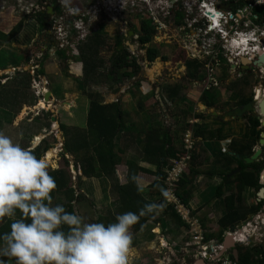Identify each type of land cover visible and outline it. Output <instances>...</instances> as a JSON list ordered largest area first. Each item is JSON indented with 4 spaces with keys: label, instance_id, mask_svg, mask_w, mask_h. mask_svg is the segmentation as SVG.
I'll return each mask as SVG.
<instances>
[{
    "label": "rangeland",
    "instance_id": "374dc122",
    "mask_svg": "<svg viewBox=\"0 0 264 264\" xmlns=\"http://www.w3.org/2000/svg\"><path fill=\"white\" fill-rule=\"evenodd\" d=\"M45 1L47 3L50 2V0H45ZM59 1L61 2L62 6L65 8V11H66L65 19H66V22L68 24L74 23L78 13H86L89 15L87 18V20H88L87 25L89 23L91 24V27L89 28V31L91 32V34H93L95 32H99L102 36H104L106 38L105 39L106 45L104 46V48L100 54H101V57L105 61H107L108 63H109L110 57H112V55H113V49L112 48L116 42V39L119 36H121L122 33L126 34L127 33L126 30L128 31V30H131L132 28H135V27L138 28V25H139V22L141 19H144V18L149 19L150 17L154 16L153 12H151L152 14L148 13V10H149L148 7H151V6L147 7V5L143 4L142 2H137V5L135 8L130 9L128 11H125L121 17L114 18V17L106 16L101 12V10L103 9L102 8V5H103L102 0H74L75 2H72V3L69 0H59ZM15 2H16V5H15ZM17 2H18V0H0V23L3 24V20H5V19H6L5 22L7 20L14 21V22L10 23L11 29L13 30V28L18 24V22L21 20V18L24 17L23 12L21 11V8L22 7L26 8L27 6H28L27 10H29L28 15L30 17V20L25 22V26H24V29L22 31L23 33L21 32V34H20L21 38L19 40H16L15 42L13 41V40H15V38H14L16 36L15 35L13 37L14 39H9L7 42L5 41L6 43L5 42L4 43L7 45V47L10 48L13 42L19 43V44H24V45H26V44L30 45V43L34 39L35 43H33V45H31V48L26 49L25 55H26V57L36 56V61L40 62L42 60L41 56H40V51H41L44 43L41 41V34H40L39 30L33 29L32 24H31V21L36 18V14H33L32 10L35 9V11H37V12L41 11V9H36V6L38 5L39 0H23L21 2L22 5L20 6V10H17L18 9ZM32 4H34L33 8L31 7ZM160 6H162V4H160ZM41 7H42V5H41ZM153 7L154 6H152L151 8H153ZM157 11L158 12L155 13L156 20L157 21L160 20V21H164V22H163V26L160 27L156 31L157 35L154 38L153 42L151 43V46L159 49L162 56L166 57L167 60L165 61V60H162L161 58H158L152 63L149 62L146 59V49L141 48L140 44L137 42V36L136 37L129 36V38H128L129 40L127 42H130V44L134 45L135 51L132 50V52H134L135 55L137 56V58H139V60H140L139 62L141 64V70L139 71L138 75L133 79V81H136V80L141 81L140 90L143 94H150L151 91L153 89L156 90L157 87L158 88H160V87H162V88L163 87L164 88L171 87L175 83L183 81V85H184L183 92L184 93H182L183 94L182 97L184 96V94L187 95L188 97L183 98V100L178 99L177 102L172 105V108H171V105H169V108H168V107H166V104L164 103V105H163L164 107H163L161 105L159 106V104H155V102L152 101V105L150 106V111L153 113L150 115V120L152 121L151 118L155 119V115H160V117H159L160 121L162 123L164 122L166 127L173 125L172 123H173L174 117H175L174 112L177 110L176 105L178 104L181 106L179 108H183L186 106L189 107L190 111L189 110L188 111L190 112V114H192V112H191L192 110L196 114H204V112H205L206 117L209 119H208L207 123H202V124H206L205 126L208 130H210V131L213 130L214 132H216V134L220 130H222L221 131L222 134L225 132L227 134V136L230 135V133H227L228 129L225 127L226 125L221 124L220 126H217L219 123L217 121L221 120L220 118L219 119H213L211 117H208L209 113H211L210 115L212 116V112H213L212 110H211L212 112L209 109H207L208 110L207 111L204 107H202L201 105H198V102H196V100H198V96L201 94V92L204 88L203 82H200V83L194 82L195 80H193V79H189L188 81L184 80L185 74H186L185 61L190 60V59L187 57L186 51L183 49L188 44V41L186 39L185 32L181 31L179 26L176 25V22H175L174 17H173L174 13L171 12L167 17H164V20H162V18H159V15H158V13H161V10L157 9ZM27 25H29L31 28H27ZM36 34H38V35H36ZM90 35H89V37H90ZM75 36L77 38V35H75ZM71 41L74 43H78L76 40H71ZM80 42H83V41H80ZM5 44L2 43V46L5 47ZM6 50H7V48H6ZM30 51H33V53L28 55ZM3 57L4 56H1V54H0V60L3 63H7V60ZM20 58H21V56H19L17 53L11 54L9 56L10 63L7 66L6 65H1V66L10 67V66L23 65L24 63L21 62L22 60ZM67 62H68L67 60H66V62L64 60L59 61L58 66H60V68H58V69L60 70L61 74L64 73L63 72L64 66H66ZM224 67H226V66L222 67L221 75L219 78V80L221 82L219 85L220 90H218V91L222 92V95L220 96L218 106L216 108H214L213 110H215V109L222 110L224 108L228 109V107L232 108V107L236 106L238 94L240 92H242L245 96H249V95L251 96L252 95L251 91L253 90L254 86L256 84H258V82H259V81H257V78H256L257 75L254 73H251L249 75L248 74L244 75L243 79L241 77H239L240 76L239 71L234 72V73H229V76H227L225 71H224ZM24 70H26V72H22ZM149 70H152V71H149ZM28 71H30V70L28 67H26V68H21V71H19V72H14L13 70L6 72V74H7L6 76H8V78L6 79L7 83L13 82L17 78L16 76L18 74H20L22 76L25 74H28L27 73ZM48 76L51 78H54L53 75H48ZM102 80L105 83H107V79H105V78L104 79L100 78L99 82ZM72 81H73V79H72ZM133 81H131V84ZM96 84H98V82ZM81 85L82 84L80 82L77 83L75 80L73 81V88L76 89V91L77 90L79 92L81 91V94H82V92H83V94H85L86 92L87 93L92 92V93H96V94L100 93V92H104V94L108 93V90H107L108 85L105 87L106 84H103V83L98 84V85H92L91 87H87V88H83V87H81ZM129 85H130V83H128L127 85L122 87V91H121L120 96L124 97L125 94H123V93H125L129 90ZM63 86H62V83L59 81V83L54 84L51 87V89L54 92V96L57 98V100H59L61 102L64 100V95L66 92L65 88ZM31 90H32L31 92L29 90H27L26 97H25L26 101L24 102L26 107H23V108H22L23 101H21L22 100V89L19 91L20 97H18L19 100H16V101H18L17 107H19V108L21 107V109L17 112H15L14 103H11L6 96V98L8 99L9 110L10 111L12 110L13 112H15V115L10 114L7 117L6 121L2 120L1 123H3L4 126H2V128H1V132L10 136L11 138H12V135H14V137H16L15 138L16 142L19 143L22 147L26 146V145L29 146V145H31V143H32L31 148L38 146L37 145L38 143H40L39 146H45L47 143L51 144L52 147H51V149L48 150V152L51 150L56 151V155H55V158H53L51 160V162L48 163V166H49L48 172H51L53 170H57L59 168H64L66 160H68V166H69L68 169L71 170V168L74 167V166H72V163L75 164V166H76V162H75L76 158L75 157L73 158L71 154L64 152L65 137L63 134V129L61 127L62 125H64L65 112L70 109V106H65V108L62 109L64 107V105H62V104L55 105V107L52 105H47V106L45 105L48 108L47 109L45 106H41L42 102H39V100L36 99L32 88H31ZM100 94H102V93H100ZM117 96H119V95H117ZM161 97H162V95H161ZM95 100H97V99H95ZM135 100H137V99L133 98L129 102V104H128L126 99L123 100V103L126 106L125 109L129 108L133 111V113H130L128 116H125L123 114V116L126 120H128V119H133V120L136 119L137 120V119L141 118V115L135 114V113H138L137 111H139L138 108H136ZM184 100L187 102H184ZM43 103H44V101H43ZM46 103L52 104L51 101H46ZM20 104H21V106H20ZM88 104H89L88 98L83 97L82 98V104L79 107V111L81 112L83 117H80L78 119V121L82 122L83 125L87 124V116H85V114L88 112L87 111L88 110ZM190 114H188V118H191ZM144 118H147V122L150 123L149 117L147 115H145ZM229 123H233V122L230 121L227 123V125ZM238 123L239 122L235 121V123H233V124H238ZM247 123L248 122H245L243 126L234 127V133L232 134L233 137H231V140H235L237 142H245L248 139H250L251 131L249 130V128L248 129L246 128ZM47 124H49V126H47ZM53 127L56 128V130L60 131V135H59V133L57 134L55 131H53L54 133L51 134V132H52L51 129H53ZM4 130H6L9 133H6ZM30 130L33 134L39 136L40 138L44 137V139L37 141L34 138V136H31V137L26 136V134L28 132L30 133ZM88 130H89V127L87 124L86 130H85V135L87 138L89 135ZM45 131H46V134L43 133ZM191 132L192 131L189 130V134ZM71 134H72L73 139L78 138L77 133L71 132ZM196 140L198 141V139H196ZM208 141L211 143L209 145L210 147L205 146V143H207ZM124 142H125V140H122V143H124ZM180 142H183V136L180 137ZM194 144H195L194 149L199 156L196 158L197 160H195V161H197L196 164L199 165V169L197 166H196V168L198 171H200L201 174L199 173V174L194 175L192 177V179H191V176H189V178L191 180L188 184V187L189 188L194 187L193 188L194 190L190 189V191L192 193L191 200L189 201V204H188L190 208H188L186 206L184 208H182L180 205V209H178V210L181 212L183 219L188 221L190 224L194 220V219H191V217L198 218V216H199L200 219L199 218L198 219L200 220L201 225L202 226H203V224L206 225L207 226L206 228H208L209 230H215L214 232L217 235L219 232V227L216 226V224H217L216 222H217V219L223 215V212L225 211V204L223 202V199H220L218 197L216 198L215 196H212V195L215 191V188L224 184V178L222 177L220 181L213 179V178L209 179L206 175H204L205 167L202 168L200 165L211 166V163H208V161H205V158L207 156H209L208 158L211 157V158H213V160L217 161V163L214 167L221 169L224 167L223 163L225 161L222 160V163H220V160H217V158L220 157V159L221 158L222 159L223 158L232 159L233 157L230 155H227V154H220L222 149L224 150L226 148V144L223 143V146H222V143H220L219 140L214 139V140L203 141L201 139L199 142L194 141ZM207 144H209V143H207ZM208 150H210L209 153H208ZM231 150L232 149L229 150V153L231 152ZM136 151H137V147L135 146V151L133 154H135ZM87 153L89 155L91 154L90 151H87ZM45 155H47V154H45ZM138 155H141L140 150L138 151ZM82 156L83 155H81V157ZM211 158L207 159V160H209V162H211L212 161ZM83 161L84 160H81V163ZM230 162L233 163L234 161H230ZM230 162H225V164L229 165ZM79 167L80 166H78V164H77V168H79ZM227 170L229 172L230 168H228ZM71 171H70V173H71ZM122 173H123V175H122ZM77 174L81 175V172L77 173ZM124 174H126L125 169H123L121 167H117L116 175H117V180L119 181L120 185L126 184V178H124ZM167 183H168V181H167ZM75 185H77V187H79L77 183ZM149 185H150V182L141 181V186L143 189H146L147 187H145V186H149ZM104 186L106 187V189L104 188ZM111 187H112V181L111 180H109L108 182L103 181L102 182V190H105V192L101 191L100 195H102V196L108 195L107 194L108 190H110ZM84 189H85V186H84ZM89 189L92 190V186H90ZM203 189H205L204 192L201 191ZM211 191H212V194L210 195V197L211 196L212 197L211 198L209 197V199H211V200H210V203L208 205V208H206L205 211H202L201 215L194 216L191 212V209L195 210V212L198 213V211L200 209H202L203 200H206L208 198V193ZM151 192L154 193L155 191L152 189ZM227 193L228 192H226V194ZM109 194L112 195V199L109 198V196H108V198L105 199L106 202L103 204L104 205V215H106V217L108 218V219L104 220L105 223H109V222L114 221V219H112L113 216L116 217V215L125 212L122 209V205H121V207L118 206V204H120V203H117V202H119V200H117V198H115V196L112 194V191H110ZM199 194L202 196L203 200ZM254 196H255L254 194H251L252 198H254ZM246 197H247V195L245 194V198ZM251 200H254V199H251ZM153 201L155 203H158V204L162 203L164 205L163 202L156 200L155 197H153ZM114 202L116 203V205ZM107 203H111L110 208L105 207ZM247 204L250 205L251 203L247 202ZM98 212L99 211H97V213L94 212V214H90L91 216H88L89 218H87L86 220L89 222H95V219H97ZM189 213L191 215H189ZM203 215H205L206 219L209 222H204L202 220ZM160 217H162V210L159 209V211L153 216L152 219H150V217L148 215L140 216L139 220L132 226V228L130 230V233L132 235V246L130 247L129 254H128V264H173L174 263V261L172 259L164 257L169 253L168 249L166 248L165 241H164V247H163V245H160V242H161L160 237H159L161 234L160 229H159L160 227L155 222V220L160 218ZM97 221H101V220H97ZM174 227H175L174 224L170 223L169 228L171 229ZM206 228H204V230L206 232L209 231ZM167 229L168 228H166V230ZM180 230H182V228ZM151 234H154L155 237H153V239L151 241H149V236H151ZM169 236L171 238H176L178 235L169 234ZM177 256L178 255H176V257Z\"/></svg>",
    "mask_w": 264,
    "mask_h": 264
},
{
    "label": "trees",
    "instance_id": "16d2710c",
    "mask_svg": "<svg viewBox=\"0 0 264 264\" xmlns=\"http://www.w3.org/2000/svg\"><path fill=\"white\" fill-rule=\"evenodd\" d=\"M45 0H39L38 3L42 4ZM230 8L235 9L234 6H242L243 2L241 0H230ZM51 4L55 5V9L61 14V7L57 3L56 0H50ZM16 5V2H15ZM19 10V8L17 9ZM257 14H259L260 22L264 21V11H260L258 9L255 10ZM174 20L177 26H181L184 23V18L181 11H173ZM37 18V19H36ZM36 18L31 19V24L33 29H38L40 33L46 28L47 26V19L48 15L45 12H38L36 13ZM30 20L29 15L24 16L18 22V24L13 28L11 32L7 35L1 34V37L6 41L12 39L15 35L19 34L23 31L25 22ZM35 20V21H34ZM27 28H31L27 25ZM134 33V37L137 36V42L140 44L142 49H146V59L149 62H154L157 58L162 57L163 60H167L166 57L162 56L159 49L156 47L151 46L155 36L157 35L156 26L153 25L151 19H141L138 25V28L131 29ZM46 31V29L44 30ZM105 37L102 36L99 32L93 33L91 37L87 40L78 43V45H71V49L73 50V56L78 58L76 59L77 62H81L82 70H81V78L76 79V81L80 82L83 88L91 87L92 85L104 84L105 82L102 80L99 82L100 78L107 79V82L115 84L119 90L121 86H123L126 82H131L133 79L138 75L139 71L141 70L140 60L137 58L130 50L128 46L124 45V41L126 40V36L121 34L116 39V42L113 46V55L109 59V63L105 61L101 57V51L103 50L105 43ZM120 46H124L123 49H120ZM107 47V46H106ZM61 57L63 60H66L67 57L65 52H60ZM186 67L188 70V77L193 80L202 81L204 79L203 74L199 76V68H203V65L195 60H188L186 61ZM44 71H41V74ZM25 78L21 79L20 82L26 83L28 82L30 86L31 84V76L30 75H23ZM8 77V76H4ZM2 77L0 78V80ZM98 82V84H96ZM0 81V86H1ZM141 87V81L136 80L133 81L132 86H129V92L132 96L136 95V92H139ZM184 88L183 84L177 83L172 87L164 88L166 92V97L164 102L166 107L169 108V105H172L177 102L178 94ZM127 91V92H128ZM90 98L94 96L93 93L88 94ZM150 95H154V92L151 91ZM238 101L240 103H247L251 101V98H247L244 94L238 95ZM148 94L145 97L140 98V109L144 111V101L148 98ZM219 92H214L213 94H208L205 92L200 97V102L204 104L208 109H214L219 104ZM181 107L180 105H176V111L174 112V121L173 125L166 127L164 124V128L154 122L149 123L148 131L145 132V147L144 152L146 154V162L149 163L155 170L151 171L148 170L146 167H138L135 162L131 160H124L125 150L122 148H117L115 144V139L122 131L125 126L124 120V112L120 102L111 104V105H101L99 102L95 100H91L89 115H88V127H89V135L93 138V144L95 145L96 157L94 156H85L84 161L81 163L83 167V173L85 176L90 177H106L107 179L112 181V176L115 175V169L117 165L126 164L129 168L127 181L128 183L125 186H120L118 181L115 182L114 188L118 190L117 193L122 196L124 206L122 209L126 211H133L139 214V209L143 207L141 204L142 198L139 195V191H137V179L134 182L132 177H136L140 171L150 173L151 175L155 176L154 182L151 184V188L155 191V198L159 201L164 203L162 210V217L155 220L156 223H159L165 232L167 229L168 233L171 234H178L181 226L185 225V222L181 219V216L174 208V205L167 202V172L166 169L169 167L168 162L166 161L167 156L177 157L180 147L176 146L175 139L182 133L183 135L187 130L192 129L194 138L202 139L203 141L207 140H214L215 137L219 136V141L224 139L223 134L220 130L217 135L216 132L213 130L210 131L206 128V124L197 123L195 126L188 122V114H190L189 107ZM189 110V111H188ZM189 112V113H188ZM149 116V113L146 114ZM156 116V115H155ZM197 118L202 120L206 119L207 117L203 114H197ZM213 119L217 117H213L209 115ZM259 120L254 117L250 118L246 128L251 131L250 139L245 142H237L233 140L231 142L230 149L234 151L236 156H240L238 161H241L243 158L249 157L253 154V147L258 142L259 139V131L257 127L259 126ZM49 126V124H47ZM63 131H67L66 126H61ZM205 127V128H204ZM190 128V129H189ZM194 128V129H193ZM68 132H66L67 134ZM68 135V134H67ZM79 138L73 139L72 137L66 141L65 148L68 152L73 153L78 152L81 148H85V145H80L77 142ZM72 142V143H71ZM209 145L211 144L209 141L207 142ZM51 148L50 144H46L45 146H39L36 149L32 150L38 158H42L45 152H47ZM220 154H223L222 152ZM80 157V155H78ZM199 157L197 152L194 151L193 156L191 157V164L192 167L190 168V173H187L183 176V178L176 184L177 185V196L182 202V204L188 208L189 201L191 200L192 193L190 191L191 188L188 187V184L192 177L197 173L194 169V162L197 160L196 158ZM233 159V158H232ZM222 163V160L225 162H230V159L226 158H217ZM234 160V159H233ZM81 162V161H80ZM225 162L223 163V168L214 167L211 172L212 174L218 173L224 178V184L215 188V191L212 196L221 198L225 194V192H230V194L225 199L226 204V211L222 215V218L218 221L220 225V232L217 234V239L219 241L223 240L224 233L231 227L240 225L248 220L251 215L257 214L261 209L260 205H255L251 208L254 214H246L242 209L243 193L248 188H259L261 187L258 185V178L261 171V167L258 163L253 164H246L244 165L243 169L252 168L250 171H242L233 177H229L228 175V167ZM86 163V164H85ZM68 161H65V167L59 168L57 170H53L49 172V174L54 178L56 182V188L52 192L53 200L52 203H61L65 206L67 211H75L73 202L76 199H79L82 195H78L75 197V192L73 189H64L68 188V180L69 174L67 171ZM210 173V171H208ZM191 176V179L189 178ZM57 192V193H56ZM236 192V193H235ZM68 195V196H66ZM66 196V201L63 199ZM211 196V197H212ZM210 197V198H211ZM83 198V197H82ZM211 199L209 197L204 201V207L209 204ZM141 202V203H140ZM154 202V201H153ZM236 202H239L237 205ZM192 210V209H191ZM159 211V210H158ZM157 211V212H158ZM155 215V214H154ZM154 215H148L150 219L153 218ZM249 215V216H248ZM115 216L112 217V219ZM108 219V218H107ZM177 220V221H176ZM170 223L174 224V228H169ZM8 230V221L5 219L4 221L0 222V232H4ZM166 232V233H167ZM213 236V235H209ZM154 234L149 236V241L153 239ZM132 246V244H131ZM239 263L240 264H264V260H258L257 255L259 253H264V247L255 246V247H244L239 246ZM6 261L8 258H4ZM10 261V260H9ZM8 261V262H9Z\"/></svg>",
    "mask_w": 264,
    "mask_h": 264
},
{
    "label": "clouds",
    "instance_id": "9594fccd",
    "mask_svg": "<svg viewBox=\"0 0 264 264\" xmlns=\"http://www.w3.org/2000/svg\"><path fill=\"white\" fill-rule=\"evenodd\" d=\"M152 1L153 3H156L160 0ZM161 1L162 3L160 4L164 6V0ZM137 2H142L143 4L147 5L146 0H136V4ZM57 3L59 4L58 1ZM51 5L52 4L49 2V7ZM130 5L131 3L129 2V0H110V2L107 3V7L110 6L112 7L111 9H115V11L111 12L109 11V9L107 10L106 7L105 10L102 9L101 12L106 16L118 18L120 17V11L125 12L133 9ZM177 5V8H174L173 11L180 10L179 6L183 8L182 13L184 23L183 25L179 26V28L181 31L186 32L188 23L187 21L192 19L193 17L198 18L197 14L199 12L196 11L197 13L187 14L183 5ZM59 6L62 7L61 2ZM59 15L61 14L59 13ZM52 17L54 16H48V19H50L47 21L46 31L50 30L51 34L54 35L51 29ZM211 18L212 26L214 23H216L217 27V17L211 16ZM149 19H151L153 25H155L154 20L152 18ZM204 21L205 23L209 22L207 18H204ZM155 26L157 28V25ZM132 36H134V34ZM186 39L189 42L187 34ZM248 42L252 43L251 40H247L245 42V45H248ZM58 50L60 49L58 48ZM183 50L186 51L187 57L190 60L198 61L203 65L204 79L202 81H198L199 83L203 82L204 84V88L201 92L200 97L205 92H208V94L219 92V94L221 93L220 96L222 95V92L218 90H220L219 85L221 82L219 78L223 66H226L224 67V71L227 76H229V73L239 71V77L242 78L241 70L247 71V73L249 72L248 75L251 73L256 74L260 77V85H262L261 87H263L264 67L256 68L246 63L243 64L240 58H249L247 56L241 55L240 57L235 58L240 61L241 68L236 67L237 65L234 68V65L230 63V61H228V59L223 54H221L219 56L220 65L215 70L214 75L217 85H214L212 82H208L206 64L209 62L210 57H205L204 54L200 57H191L189 55V48H187V45ZM60 51H64V49ZM242 66H244V68H242ZM261 80H263V82ZM260 85L256 84L253 88V92L251 91L253 95H249L250 97H252L251 101L255 100L256 102H259L261 98H263L264 94L261 91ZM259 94L261 95L260 99L257 98ZM200 97L198 98V103H201ZM45 105L49 104L45 103ZM201 105L206 110L208 109L204 104L201 103ZM231 109L234 108L228 107V109L224 108L222 110H209L213 111H211L212 116L217 117L215 119H221L217 122L225 124L227 122L225 120H228L229 122L232 120H237L227 119L224 116V113ZM215 112L217 114H214ZM210 114L211 113H209V115ZM203 115L206 116L205 112ZM194 122L196 121H191L190 124ZM259 122L261 125L260 120ZM187 132H189V130L186 131L185 134ZM185 134L183 136V152L185 151ZM191 134L193 140L197 142V138H194L193 132H191ZM224 139L223 143L226 144V148L224 150L222 149L221 152L223 154H227V150H230L231 146V136H226ZM262 147L264 149V146ZM257 149H255V152ZM263 149L262 154H264ZM194 151L195 149L191 151V157L193 156ZM255 152L253 148V154ZM190 161L192 160L190 159L187 162V171L188 163ZM48 167V163L45 159L38 158L33 152L22 147L19 143L14 142L10 136L4 134L3 132H0V222L4 221L5 219H7L8 221V230L0 232V264H8L9 260L13 262V264H128V254L132 244V235L130 233L132 226L139 220L140 216L154 215L159 209L163 208L164 205L162 203L158 204L155 202L145 203L143 207L139 209V214L133 211H126L116 215L114 221L109 223H104L101 221L89 222L83 216L77 214L75 211H67L63 204L52 203V192L56 188V182L54 178L49 174ZM78 171H80V168H78L77 170H73L72 168V180L74 182L77 181V177L79 176L77 174ZM186 173H184V175ZM259 177L260 181L262 182L260 185L262 189L264 188V177L262 178V175H259ZM221 178L222 177H220L219 179ZM132 179L135 182L137 178L132 177ZM136 186L137 191H143V188L139 183H137ZM257 189L258 187L256 188V191ZM256 191L253 192L254 195ZM245 193L246 191L243 194ZM246 195L247 197L243 201L242 205L246 204L248 194ZM220 199H223V202L225 204L224 196ZM236 203L237 205H239V202ZM258 214L260 215L261 219H264V214L260 209L257 214L251 215L248 220L254 219ZM191 219H194V223L196 222L199 226H202L198 218L191 217ZM183 221L186 220L183 219ZM194 223L190 224L188 221H186V224L190 227H194ZM157 225L160 227L159 229L161 232L159 236L161 239L160 245H163L164 247L165 241L166 248L169 252L164 257L176 260L177 254L173 252V250L171 249L172 245H170L164 238V231L161 225L159 223H157ZM231 228L232 227H230L224 233V238L226 236H229L228 232L231 230ZM217 243L224 245L223 240L218 241ZM234 245L235 248H237V246H244L243 244H238L235 242ZM232 249L233 248H228L225 250L223 246L222 255H227L228 253H230L231 255ZM186 256L190 260H197V258H201L200 255L194 256L193 253ZM5 257L8 258L7 261L4 259ZM201 261L203 262V260Z\"/></svg>",
    "mask_w": 264,
    "mask_h": 264
},
{
    "label": "crops",
    "instance_id": "0c3cea01",
    "mask_svg": "<svg viewBox=\"0 0 264 264\" xmlns=\"http://www.w3.org/2000/svg\"><path fill=\"white\" fill-rule=\"evenodd\" d=\"M56 1H58L59 4H60V1L59 0H56ZM69 1L71 3L72 2H75L74 0H69ZM50 7H52V10L50 9L51 10L50 11L49 10V7H48V9L46 11L47 15L48 16H58L59 15V12L55 9V5L52 4ZM179 8H180L179 11H181V13H182L183 8L181 6H179ZM51 12H52V14H51ZM63 13H64V11H63ZM63 13L61 11V14H63ZM63 15L65 16L66 15V12ZM182 15H183V13H182ZM49 19H47V21ZM5 20H3V24L0 23V54H1V56H4L3 58H5L7 60V63H3L0 60V78L2 77V79L0 80L1 81V84H2L0 86V132H1L2 126H4V124L1 123L2 120H5L6 121L7 120V117L10 114L15 115V112H17V111H19L21 109V107L20 108L17 107V104H18L17 102L18 101H16V100H19L18 97H20L19 91L22 89V100H21V101H23L22 108L23 107H26L24 102L26 101L25 100V97H26L27 90H29L30 92L32 91L31 90V84H30V86H27V85H29L28 82H26V83L20 82L21 79L23 80V78H25L24 76H22L20 74H18V75L16 74L17 75L16 76L17 78L13 82L7 83V80L6 79L8 77L7 78L4 77V76L7 75L6 72H9L11 70H13L14 72H19V71H21V68H26V67H28L29 70H30V68H31L32 65L33 66L34 65H38V71H40V72H41V70L44 71V73H42V75H44L45 79L49 82V85H50L48 89L52 93V95H51V98H50L49 101H51L52 104L50 103L49 105H52V106L55 107V105L62 104V105H64V107L62 109H64L65 106H70V109L65 112V116H64L65 117L64 126H66V128H67V131H63L64 137H65V143L64 144H66V141L69 138L72 137L71 132H75V133H77V137L79 138V140H80L81 143L79 141H77V142H79L80 145H85V148H81L78 152L72 151L73 153H70V152H68L67 149H66L67 152L64 151L65 153L71 154L73 158L74 157L76 158V160H75L76 166L73 163H72V166H74V167L71 166L73 168V170H77L78 169L77 168V164H78V166H80L79 167L80 168V171H78L77 173H80L81 172V175H79L77 177V181L74 182L72 180L73 179V172L71 171L72 168L70 170V169H68L69 166H66L67 167L68 174H69L68 175L69 176V180H68V188L64 189V191H66L67 189H73L74 192H75V197L76 196L78 197V195H80V194L82 195L79 199H76L73 202L74 210H75V212L77 214H79V215L83 216L85 219H87V218H89L88 216H91L90 214H94V212L97 213V211H99L98 214H97V219H95V222H97V220H101L102 222L105 223L104 220L107 219V217H106V215H104V205L103 204L106 202L105 199L108 198V196H109V198L112 199V195L109 194L110 191H112V194L115 196V198H117V200H119V202H117V203H120V204H118V206L121 207V205H122L123 207H125L124 206V203L122 202L123 201L122 196L117 193L118 190H115L114 185H115V182L118 181L117 180V175H116L117 167H121V168L125 169L126 174H124V178H126V184L128 183L127 176H128L129 168H128V166L126 164H120V165H117L116 166L115 175L112 176V187H111L110 190H108V193H107L108 195H104V196L100 195V192L101 191L105 192V190H102V182L103 181L108 182L109 179H107L106 177H102L101 178L99 176L96 177V176H92V175H90V177H87V176L84 175V173H83V167H82L80 161L81 160H84L85 156H87V157H89V156L96 157V151L94 150L95 149V145L93 144V138L90 135H88V138H87L86 135H85V130H86V127H87V124H88V115H89V109H90L91 100L97 99L95 101L99 102L101 105H111V104L120 102V104L122 106V109H123V112H124V115L125 116H128L130 113H133V111L131 109H129V108L128 109H125L126 106L123 103V100L126 99L127 102H128V104H129V102L133 98L134 99H137V100H135V105H136V108H138L139 111H137L138 113H135V114L141 115V118L140 119H137V120L136 119L135 120H133V119L126 120L124 118L125 119V126L122 129V131L119 133V135L117 136V138L115 139V144H116L117 148H122L123 150H125V152H126L125 155H124V160L125 161L131 160V161L135 162L138 167H146L148 170L154 171L155 169L149 163L146 162V158L147 157H146V154L144 152V147H145V142L144 141H145V138H146L145 137V132L148 131V128H149V123L147 122V118H144V117H145L146 114L149 113V116L148 117L150 118V115L153 113V112L150 111V106L152 105V101H154L155 104H159V106L160 105L161 106L164 105V103H165L164 102V99L166 97V92L164 91V87L163 88L160 87L161 90L159 91L160 97L162 95V97H161L162 102L156 96L155 90L153 89L152 91L154 92V95L148 94L149 97L144 101V111H141V109H140V98L141 97H145L147 94H143L140 89H139V92H136V95L135 96H132L129 91L123 93V94H125L124 97L120 96L121 91H122V87L125 86V85H127L128 83H130L129 86H132L131 82H126L123 86H121L119 88V90H117L118 87L115 84H112L111 85L110 83L107 82V83H104V84H106L105 87L108 85L107 86L108 93H105V94H104V92H100L102 94H100V93H97V94L96 93H93L94 94V97L93 98H90L89 95H88L89 93H92V92H89V93L86 92L85 94H83V92H82V94H83L82 95L81 94V91L80 92L78 90L76 91V89L73 88V81L74 80L76 81V79L81 78L82 65H81V62H77L76 61V59L78 58V56L72 57L74 54H73V50L71 49V45L69 47H67V49H64V52H65L66 57L68 56L67 59H66L68 62L66 64V66H64V70H63L64 73L61 74L60 73V70L58 69V68H60V66H58V64H59V61H63V57L60 56L61 55L60 52H63V51L58 50L59 47H58L57 42H56V37L53 34H51L50 30L49 31H44L46 29L45 28L42 31V33H40L41 34V41L44 44H43V47H42V49L40 51V56H41V59L42 60L40 62H37L36 61V56L26 57V55H25L26 49L27 48H31V45H33V43H35L34 42V39L30 43V45H28V44L24 45V44L14 43L16 40H19L21 38L20 37L21 32L14 37L15 40H13L14 42L11 45L12 48L11 47L10 48L7 47V45L5 44L7 41L5 40V38L3 39L1 37V34L7 35L12 30L10 23H12L14 21L7 20L5 22ZM36 35H38V34H36ZM51 35H53V36H51ZM75 35H76V33L74 31H72L71 32V36H72L71 40H77V38H76ZM91 35H93V34H91ZM91 35H90V37H91ZM14 38H12V39H14ZM2 43L5 44V47L2 46ZM79 44H80V42H79ZM72 45L73 46L74 45H78V43L72 42ZM6 48H7V50H6ZM14 52L17 53L19 56H21V58H20L22 60L21 62H23L24 64L23 65L6 67L10 63L9 56L11 54H15ZM32 53H33V51H30L28 55H30ZM66 60H64V61L66 62ZM1 65H6V66H1ZM22 72H26V70H24ZM27 73H28L27 75H30L31 76V82H32V75H31L30 71H28ZM48 75H53L54 78H51ZM72 79H73V81H72ZM189 79H191V78H189V77L184 78V80H187V81ZM59 81L62 83V86L64 85L63 87L65 88V91H66L65 92V95H64V100L62 102L59 101V100H57V98L54 96L53 90L51 89V87L54 84L59 83ZM76 82L78 83V81H76ZM194 82H198V80L196 79ZM178 83H180V82H178ZM181 83L183 84V81H181ZM175 84H177V83H175ZM81 87H82V85H81ZM183 89L178 94V96H177L178 99L183 100V98H185V97L187 98L188 97L185 94L182 97V95H183L182 93H184L183 92ZM117 95H119V96H117ZM200 95L198 96V98L200 97ZM6 96H7V98L9 99V101L11 103H14V105H15V112H13L12 110L11 111L9 110V107H8V99L6 98ZM83 97L88 98V101H89L88 110H87L88 112L85 114V116H87V124L86 125H83L82 122L78 121V119L80 117H83V115L79 111V107L82 104V98ZM184 102H187V101L184 100ZM196 102H199V101L196 100ZM198 105H201V103H198ZM20 106H21V104H20ZM191 112H192V114H190L191 115V118H189L190 121H188V122L190 123L191 121H196V122H194V123L191 124L192 127L195 126L197 123L202 124V123H207L208 122V119L209 118L204 119V120H201V119H199V118H197L195 116L196 113H194L193 110ZM159 117H160V115H156L155 116V119L154 118H151L152 119L151 122H154L155 121L163 129L164 128V122L162 123L160 121V118ZM225 121H227L225 124L224 123L222 124L221 122H219L217 126H220L221 124L222 125H226L225 127L228 129L227 130L228 131L227 133H230V135H228V136H231V137H233L232 134L234 133V127L243 126L244 123H245L244 121H241V120H239V121L232 120L231 122H233V123H235V121L236 122H239V123L238 124L229 123L227 125V123L229 121L228 120H225ZM172 124H174V123H172ZM190 130L192 131V129H190ZM4 131L6 133H9L6 130H4ZM51 131H52L51 134L54 133L53 131H55L57 134L59 133V135H60V131L59 130H56V128H54V127H53V129H51ZM66 132H68L67 133L68 135L66 134ZM43 133L46 134V131L43 132ZM26 136H28V137L34 136V138L37 141H39L40 139H42V140L44 139V137L39 138V136L33 134L31 132V130H30V133L28 132L26 134ZM181 136H184V135L182 133H180V135L175 139L176 146L177 147H180L179 150H181L183 148V142H180V137ZM223 136L225 138L227 136V134L224 132L223 133ZM15 138L16 137H14V135H12V139H13L14 142H16V139ZM217 139H219V136L215 140H217ZM122 140H125V142L122 143ZM200 140L201 139L199 138L197 142H199ZM224 140L220 141V143H222V146H223ZM37 145L39 146L40 143H38ZM31 146H32V143L29 146L26 145V146H23V147L26 148V149H28L29 151H32V150H34V149H36L38 147V146H36L34 148H31ZM135 146L137 147V151H136L135 154H133L134 151H135ZM205 146L206 147H210L209 144H207V143H205ZM51 147H52V145H51ZM139 150L141 152V155H138V151ZM87 151H90L91 154L89 155L87 153ZM209 151L210 150H208V153H209ZM47 152H45L44 155L42 156L43 159L45 158V156H46L45 154H47ZM182 153H183V149L181 151H179L177 157H172V156H167L166 157V161L169 164V167L166 169V172L167 173L174 166V162L176 160H178L182 156ZM78 155H80V157H78ZM81 155H83V156L81 157ZM208 157L209 156H207L205 158V161H207V159H210L211 158V157L210 158H208ZM211 159L213 160V158H211ZM196 163H197V161L194 162V164H195L194 169L197 171L196 174H199L200 171H198L197 168H196V166H197L198 169H199V165H197ZM192 165L193 164H191L190 167H192ZM70 171H71V173H70ZM215 174L216 173H214L211 177H209V176L206 175V171H204V175H206L209 179L213 178V179H216V180L220 181L221 179H219L220 177L217 176L218 174H216V175ZM122 175H123V173H122ZM231 177H233V176H231ZM262 178H263V176H262ZM154 180H155V176H153V175H151L150 173H147V172L140 171L138 173V175H137V183H139L140 185H141V181H148V182H150V185L149 186H145V187H147L146 189H143V191H139V195L141 196L142 201H143L142 203L141 202L140 203L143 204V205L145 203L153 202V197H155V193L151 192V190H152L151 184H152V182H154ZM76 183L78 184L79 187H77L75 185ZM118 183H119V181H118ZM261 183L262 182L260 181V177H259L258 178V185H261ZM126 184H124V185H120L119 184V185L120 186H125ZM84 186H85V189H84ZM90 186H92V190L89 189ZM104 188L106 189L105 186H104ZM205 189H203L201 191L204 192ZM254 191H256V188L255 187L254 188H248L246 190V193L245 194H248V198H247V201H246L245 206L242 208L246 214H250L251 215V208L256 205L255 204V201L254 200H251V199H254V198L251 197V194H253ZM211 194H212V191L208 193V197H210ZM66 196H68V195H66ZM66 196L63 199V201H66ZM201 198H202V196H201ZM156 200H158V199H156ZM202 200H203V198H202ZM247 202H250L251 204L248 205ZM115 205H116V203H115ZM208 205L209 204H207V206L204 207V202H203L202 209H200L198 211V213H196L195 210H192V214L194 216L201 215L202 211H205V209L208 208ZM105 207H109L110 208L111 207V203H107ZM225 209H226V204H225ZM179 215L181 216V219L183 220L182 215L180 213H179ZM198 218H199V216H198ZM221 218H222V216L219 217L217 219V222H216L217 223L216 226L219 227V232H220L221 229H220V225H219L218 221ZM113 219H115V218H113ZM202 220L204 222H209L206 219L205 215L202 216ZM184 222H185V225L181 226L182 230H179V233L177 234L178 236L176 238H171L169 236V234H171V233H168L167 230H165V232H164V238L167 240V242L170 245H172V248L171 249L173 250V252L175 254L178 255L177 258H182V255L179 254L180 251H181V249L184 248L187 243L192 242V240H193L192 239V234L195 233V232H197V231H201L203 233L204 242L206 244H211L212 242L215 243V242H218L219 241L217 239V235L214 232L215 230H209L208 228H206L207 227L206 225L203 224V226L190 227V226H188L186 224V221H184ZM204 228L208 229L209 231L206 232L204 230ZM209 235H213V236L211 237ZM261 254L262 253H259L257 256H260ZM8 264H13V262L9 261Z\"/></svg>",
    "mask_w": 264,
    "mask_h": 264
},
{
    "label": "built area",
    "instance_id": "2783aa9c",
    "mask_svg": "<svg viewBox=\"0 0 264 264\" xmlns=\"http://www.w3.org/2000/svg\"><path fill=\"white\" fill-rule=\"evenodd\" d=\"M23 0H18L17 6L20 10ZM128 1V0H126ZM147 7L154 6L153 8L148 7V13L154 16L152 18L159 25L157 28L163 26L160 20H156L155 13L157 9L161 10L158 13L159 18L167 17L174 8H177V4H181L185 7L187 14L199 12L198 18L193 17L187 22V37L189 39V55L191 57H210L209 62L206 64L208 73V82H212L217 85L214 78L215 70L220 65L219 56L223 54L230 63L238 68H241L240 61L237 57L241 55L249 57L252 61L256 60V56L264 53V21L260 22L259 14L255 11L256 9L264 11V0H241L242 6H234L235 9L230 8V0H164V6H160L162 1L153 3L152 0H146ZM110 2L107 0L106 3ZM131 7H136V0H129ZM232 4V3H231ZM42 5V7H41ZM62 6V4H61ZM34 7V4L31 5ZM49 3L46 1L42 4L38 3L36 9H41L42 12L47 11ZM21 8L23 15L26 16L29 10ZM108 6L107 10L115 11ZM62 13L65 8L61 7ZM39 11V12H41ZM197 11V12H196ZM33 14L38 13L35 9L32 10ZM63 13V14H64ZM61 14L57 17L51 18V29L56 37V42L60 50L66 49L71 42V32L74 31L77 35V42L85 41L90 35V23L87 25L88 14L78 13L73 24L67 23L65 16ZM215 16L218 19V25L216 23L212 26V18ZM158 18V19H159ZM204 18H207L209 22L205 23ZM216 27V28H215ZM185 29V28H182ZM190 32V35H189ZM247 40L248 45H245ZM252 56V57H251ZM41 70V69H40ZM42 71V70H41ZM32 75L31 88L33 93L39 102L46 103L45 95L48 93L49 82L45 79L44 75L38 71V65H32L30 68ZM261 91L264 94V88L261 87ZM185 151L182 156L174 162V166L167 173V202L174 205L177 212L180 205L182 208L185 206L181 203L177 196V183L183 178L184 173L187 171V162L191 159V151L194 150V140L192 134L187 132L184 138ZM168 181V183H167ZM177 200V201H176ZM190 215V213H189ZM194 223V221L192 222ZM194 226H199L196 222ZM228 235L231 236L233 241L238 244H243L245 247H257L261 246L264 241V219L260 218V215L252 220H248L238 226L234 227L233 231H229ZM192 242L187 243L184 248L181 249L180 253L182 258H176L173 264H184L185 259L189 260L186 255H200L201 258H197V261L203 260L204 264H240L239 260L232 257V254L222 255L223 245L215 242L206 244L204 242V236L201 231H197L192 234ZM258 260H264V253L257 256ZM179 262V263H178ZM196 262V261H194Z\"/></svg>",
    "mask_w": 264,
    "mask_h": 264
},
{
    "label": "flooded vegetation",
    "instance_id": "af4514ba",
    "mask_svg": "<svg viewBox=\"0 0 264 264\" xmlns=\"http://www.w3.org/2000/svg\"><path fill=\"white\" fill-rule=\"evenodd\" d=\"M103 1V5H102V8H103V10H105V8L107 7V3H106V1L107 0H102ZM111 1H115V0H111ZM124 12L123 11H120L119 12V16L121 17L122 16V14H123ZM160 18H162V17H160ZM162 20H164L163 18H162ZM164 21H161V23H163ZM155 25H159L158 23L157 24H155ZM158 30V28H156V31ZM126 34L124 33H122L124 36H126V40L124 41V45L126 46V42L129 40L128 38H129V36H130V32H133L132 30H126ZM186 34H188V31L186 30V32H185V35ZM189 35H190V32H189ZM156 37V36H155ZM190 47V44H189V42H188V44H187V48H189ZM129 50H130V48H129ZM131 52H132V50H130ZM133 51H135V49L133 50ZM133 54H135L134 52H132ZM136 56V55H135ZM137 57V56H136ZM161 59H162V57H160ZM158 59V58H157ZM163 60V59H162ZM152 63V62H151ZM242 68H244V66H242ZM241 70V69H240ZM149 71H152V70H149ZM203 72H204V68H199V76L201 75V74H203ZM249 73V72H248ZM247 73V71H244V70H241V74H242V79L244 78V75H246V74H248ZM189 75H188V70H186V74H185V78L186 77H188ZM257 78V81H259L258 82V84L257 85H260V77L259 76H257L256 77ZM262 82H263V80H261ZM50 86V85H49ZM263 88H264V83H263ZM252 92H253V90H252ZM239 94H243L242 92H240ZM238 94V95H239ZM251 96H253V95H251ZM247 98H249V96H246ZM238 98H239V96H237V105L236 106H234V107H232V108H237V107H242V106H244V105H246L247 103H240L239 101H238ZM254 98V97H253ZM250 102V101H249ZM254 117H256L255 115H254V113H253V111H248L246 114H244L243 115V117H241V118H239V119H237V121H239V120H241V121H244V122H248L249 121V119L250 118H254ZM257 130L259 131V139H258V142L254 145V152H255V149H257V148H262L263 149V147L260 145V140L262 139V137H261V135H262V133L264 132V128H262L261 127V125L259 124V126L257 127ZM233 140H231V142H232ZM264 150V149H263ZM227 155H230V156H232L233 158H234V160L233 159H230L229 161H234L233 163L231 162V164L229 165V167L228 168H230V171L228 172V175L229 176H233V175H236V174H238V173H241L242 171H250V170H252V168H247V169H243V167H244V165H246L247 163L245 162V159L246 158H250L251 156H253V155H251V156H249V157H246V158H243V160H242V163H241V161H238L239 159H240V156H236L235 155V153H234V151H232L231 150V152L229 153V150H227ZM260 160L258 161V162H254V163H258L259 164V166L261 167V171H260V176L262 175L263 177H264V154H262L261 156H260V158H259ZM212 160V159H211ZM208 161V163H211V166H209V165H201L202 166V168L203 167H205V171H206V175L207 176H209V177H211L213 174H212V172H211V170L214 168V166L216 165V163H217V161L216 160H212L211 162H209V160H207ZM191 162L192 161H190L189 163H188V171H189V173H190V165H191ZM253 164V163H252ZM208 171H210V173H208ZM216 175V174H215ZM217 176H219V177H222L221 175H217ZM263 187H264V184H263ZM194 187H191V189H193ZM260 191H261V187H259L258 189H257V191L255 192V199H254V201H255V204L257 205H260L261 206V211H262V213L264 214V196L263 197H261L260 196ZM230 194V192H228L227 194L225 193L223 196H224V198L226 199L227 198V196ZM217 198V197H216ZM242 198H243V201L245 200V194H243L242 195ZM213 200V199H212ZM205 201V200H204ZM203 201V202H204ZM254 203V202H253ZM245 205H242V208L244 207ZM225 212H223V214H224ZM251 214H254L253 213V211H251ZM231 227H234V226H231ZM227 237V236H226ZM226 237L223 239V244H224V242H225V239H226ZM238 247L239 246H237V248H235L236 250H237V254H238V256H239V250H238ZM233 250L234 249H232V254H233ZM234 257V256H233ZM196 259H194V260H187V259H185V263L184 264H204L202 261H196V262H194Z\"/></svg>",
    "mask_w": 264,
    "mask_h": 264
},
{
    "label": "water",
    "instance_id": "95a60500",
    "mask_svg": "<svg viewBox=\"0 0 264 264\" xmlns=\"http://www.w3.org/2000/svg\"><path fill=\"white\" fill-rule=\"evenodd\" d=\"M50 9L52 10V7H49V10ZM51 14H52V12H51ZM133 34H134L133 32H130V36H132ZM125 44H126V46H128L130 48V50L135 49L134 45L130 44V42H126ZM123 47L124 46H120V49H123ZM240 60L243 64L246 63V64L252 65L253 67H256V68L264 67V53L257 55L256 60H254V61H251L249 58H246V57H242V58H240ZM159 91H160V88L157 87L155 90V93H156V96L162 102ZM51 95H52V93L49 91L45 95V100L49 101L51 98ZM248 111H253L254 115L261 121V126L264 127V96H263V98H261V100L259 102L252 100L248 104H246L242 107H237V108L228 110L227 112L224 113V116L227 119H239V118L243 117V115L246 114ZM214 114H217V113L215 112ZM261 137H262V139L260 140V145L264 146V132L262 133ZM64 151L67 152L66 148H64ZM262 153H263L262 149L258 148L256 150V152L253 154V156L245 159V162L247 164H252L254 162H258ZM263 192H264V188L261 189V193H260L261 197L264 196ZM233 230H234V227H232L230 231H233ZM223 246H224L225 250L228 248H233L234 249L233 250L234 258L236 260H239L237 250L235 249V245H234V242H233V239L231 238V236L226 237ZM263 247H264V241H263Z\"/></svg>",
    "mask_w": 264,
    "mask_h": 264
},
{
    "label": "bare ground",
    "instance_id": "6f19581e",
    "mask_svg": "<svg viewBox=\"0 0 264 264\" xmlns=\"http://www.w3.org/2000/svg\"><path fill=\"white\" fill-rule=\"evenodd\" d=\"M257 98H261V95L259 94L258 95V97ZM41 106H45V104L42 102L41 103ZM47 106V105H46ZM45 106V107H46ZM47 108V107H46ZM48 109V108H47ZM40 138V137H39ZM41 140V139H40ZM39 140V141H40ZM55 155H56V151H53V150H51V151H49L48 153H47V155L45 156V160L47 161V163H50L51 162V160L53 159V158H55Z\"/></svg>",
    "mask_w": 264,
    "mask_h": 264
}]
</instances>
